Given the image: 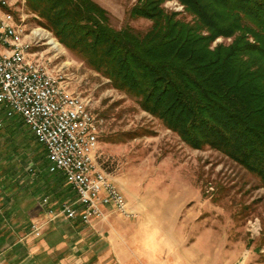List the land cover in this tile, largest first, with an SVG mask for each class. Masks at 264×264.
Instances as JSON below:
<instances>
[{"label": "rangeland", "instance_id": "374dc122", "mask_svg": "<svg viewBox=\"0 0 264 264\" xmlns=\"http://www.w3.org/2000/svg\"><path fill=\"white\" fill-rule=\"evenodd\" d=\"M15 1L29 30L38 33L37 50L68 73L70 89L81 94L100 118L97 159L133 211L125 216L110 210L93 225L68 220L73 226L70 235L55 246L68 249L63 256H69L72 264H264V188L259 178L209 146L190 147L142 110L135 97L116 89L66 48L40 24L43 19L31 11L27 0ZM94 1L107 10L114 28L129 26L144 34L151 27L150 20L130 16L137 0ZM164 7L192 20L176 0L165 1ZM230 41L218 38L214 45ZM9 123L2 130L6 134L0 150L7 149L23 167L46 171L44 147L18 120L15 129ZM57 189L60 196L73 194L66 180ZM51 198L55 204L61 202L59 197ZM51 217L47 209L35 214L30 230L37 223L40 232L45 231ZM149 233L165 244L144 243ZM59 253L55 249L54 257Z\"/></svg>", "mask_w": 264, "mask_h": 264}, {"label": "trees", "instance_id": "16d2710c", "mask_svg": "<svg viewBox=\"0 0 264 264\" xmlns=\"http://www.w3.org/2000/svg\"><path fill=\"white\" fill-rule=\"evenodd\" d=\"M165 1L137 0L130 16L151 21L141 34L112 27L94 0H27L42 26L142 110L190 147L223 153L264 188V0H176L191 21ZM218 38L231 41L214 45ZM0 157V178L17 171L12 153Z\"/></svg>", "mask_w": 264, "mask_h": 264}, {"label": "built area", "instance_id": "2783aa9c", "mask_svg": "<svg viewBox=\"0 0 264 264\" xmlns=\"http://www.w3.org/2000/svg\"><path fill=\"white\" fill-rule=\"evenodd\" d=\"M0 13L18 24V31H10V24L0 23V130L8 120H21L44 147L48 172L63 175L76 195L57 208L42 198L47 213L83 224L109 209L132 216L125 193L97 159L100 118L81 94H66V73L51 65V57L18 44V35L26 32L19 31L12 9L1 0ZM40 231L37 223L31 225V232Z\"/></svg>", "mask_w": 264, "mask_h": 264}, {"label": "crops", "instance_id": "0c3cea01", "mask_svg": "<svg viewBox=\"0 0 264 264\" xmlns=\"http://www.w3.org/2000/svg\"><path fill=\"white\" fill-rule=\"evenodd\" d=\"M8 126L15 127L11 123ZM4 137L5 135H0V142ZM16 170L15 173L7 172L0 178V264H72L69 256H63L64 253L69 254L68 249L55 247L65 242L70 235L69 230L73 228L67 218L57 217L65 218L66 222L53 219L40 235L31 232L30 224L35 214L45 212L46 206L41 203L42 198L49 197L50 205L57 208L61 202L73 200L74 191L73 194L70 192L60 196L62 192L57 187L65 182L64 177L55 176L53 179L46 169L37 170L31 165L23 167L19 163ZM51 197H59L61 202L55 204ZM39 236L42 237L39 239ZM55 249L60 252L57 257L53 255ZM75 262L73 264H81Z\"/></svg>", "mask_w": 264, "mask_h": 264}, {"label": "bare ground", "instance_id": "6f19581e", "mask_svg": "<svg viewBox=\"0 0 264 264\" xmlns=\"http://www.w3.org/2000/svg\"><path fill=\"white\" fill-rule=\"evenodd\" d=\"M3 6H8L12 9L14 18L18 20L19 23V31L26 32L18 35V44H31V49H37V45L39 43L38 33L34 31H30L24 22L23 16L20 13V7L17 5V1L15 0H1ZM0 23L2 24H10V31H18V24H11V17L9 13H0ZM52 42V41H51ZM51 65L58 66L54 59L51 57ZM59 70H65L59 67ZM66 78L68 80V85H66V94H73V90L70 89V77L68 73H66Z\"/></svg>", "mask_w": 264, "mask_h": 264}, {"label": "clouds", "instance_id": "9594fccd", "mask_svg": "<svg viewBox=\"0 0 264 264\" xmlns=\"http://www.w3.org/2000/svg\"><path fill=\"white\" fill-rule=\"evenodd\" d=\"M144 243L149 246L159 247L165 244V240L163 238H158L156 234L149 233L146 235Z\"/></svg>", "mask_w": 264, "mask_h": 264}]
</instances>
